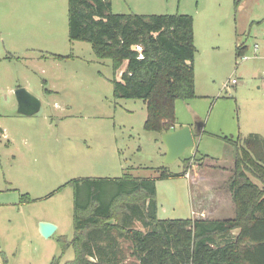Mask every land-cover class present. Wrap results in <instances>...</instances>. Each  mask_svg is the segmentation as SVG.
<instances>
[{"label": "rangeland", "instance_id": "obj_1", "mask_svg": "<svg viewBox=\"0 0 264 264\" xmlns=\"http://www.w3.org/2000/svg\"><path fill=\"white\" fill-rule=\"evenodd\" d=\"M111 11L192 17L196 97L175 101V122L202 124V133L165 163L161 136L144 130L145 102L113 95L124 65L70 40L67 0H0V264L74 259L75 182L152 179L158 219L195 218L196 183L229 191V142L264 138V0H111ZM20 88L39 101L36 113L19 114ZM40 222L55 226L48 238ZM119 242L124 263L138 264L130 241Z\"/></svg>", "mask_w": 264, "mask_h": 264}, {"label": "trees", "instance_id": "obj_2", "mask_svg": "<svg viewBox=\"0 0 264 264\" xmlns=\"http://www.w3.org/2000/svg\"><path fill=\"white\" fill-rule=\"evenodd\" d=\"M67 6L70 40L90 43L115 68L124 65L112 82L114 97L145 102V131L176 130L175 101L196 97L192 17L114 14L111 0H67ZM243 49L236 46V56ZM229 143L233 219H158L152 179L126 175L86 188L75 182L74 259L68 264H125L119 239L130 241L138 264H264V138L250 134Z\"/></svg>", "mask_w": 264, "mask_h": 264}, {"label": "water", "instance_id": "obj_3", "mask_svg": "<svg viewBox=\"0 0 264 264\" xmlns=\"http://www.w3.org/2000/svg\"><path fill=\"white\" fill-rule=\"evenodd\" d=\"M18 112L22 115H32L39 110V101L25 89L15 90ZM161 140L166 146L165 163L170 164L180 159L185 150L194 146V137L189 126H182L174 131L161 134ZM39 233L48 238L55 231V226L40 222Z\"/></svg>", "mask_w": 264, "mask_h": 264}, {"label": "crops", "instance_id": "obj_4", "mask_svg": "<svg viewBox=\"0 0 264 264\" xmlns=\"http://www.w3.org/2000/svg\"><path fill=\"white\" fill-rule=\"evenodd\" d=\"M237 46H239V45H237ZM240 46H242V48H244V46L242 44H240ZM26 116H29V115H26ZM174 126L176 129L182 127V126H179L177 128L176 122H175ZM188 126L192 130L193 137L196 135L199 136L202 133V124L196 123L195 128L191 127L190 125H188ZM261 138H263V137H261ZM203 157H205V158H203ZM203 157L201 158V159H203L201 161H205L206 159L209 158L207 156H203ZM201 161L199 159V161H198L199 166H203V164H204V163L202 164ZM233 165H234V161H233ZM233 170H234V166H233ZM186 173L183 175H185L186 177L191 176L190 173H187V174ZM232 176H233V173H232L231 177ZM209 189H212L211 186L207 187L204 190V185H202L201 183L200 184L196 183L195 197H196V210L197 211L196 212L192 211L193 216L194 215L196 216L193 219H197V220L233 219L235 217V207H234V203H233L230 192L228 190L224 189L226 191V193L221 194L222 190L218 189V190H215L212 194H210L208 191ZM204 203L207 204V207H203Z\"/></svg>", "mask_w": 264, "mask_h": 264}, {"label": "built area", "instance_id": "obj_5", "mask_svg": "<svg viewBox=\"0 0 264 264\" xmlns=\"http://www.w3.org/2000/svg\"><path fill=\"white\" fill-rule=\"evenodd\" d=\"M256 49L257 48H255V51H256ZM248 58L247 57H245V56H243V57H241V60H247ZM230 83H232V84H236V80L235 79H232L230 82H229V84ZM227 86V83H226V85H225V87Z\"/></svg>", "mask_w": 264, "mask_h": 264}]
</instances>
